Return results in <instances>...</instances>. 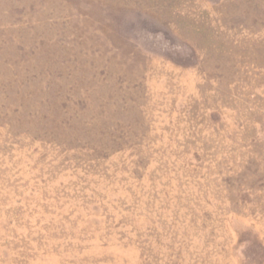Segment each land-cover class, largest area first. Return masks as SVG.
Wrapping results in <instances>:
<instances>
[{"label":"rangeland","instance_id":"374dc122","mask_svg":"<svg viewBox=\"0 0 264 264\" xmlns=\"http://www.w3.org/2000/svg\"><path fill=\"white\" fill-rule=\"evenodd\" d=\"M0 264H264V0H0Z\"/></svg>","mask_w":264,"mask_h":264}]
</instances>
